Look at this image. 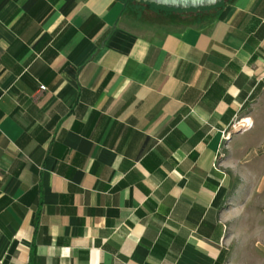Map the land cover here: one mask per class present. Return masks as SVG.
<instances>
[{
  "label": "crops",
  "instance_id": "obj_1",
  "mask_svg": "<svg viewBox=\"0 0 264 264\" xmlns=\"http://www.w3.org/2000/svg\"><path fill=\"white\" fill-rule=\"evenodd\" d=\"M258 159L264 0H0V264H227Z\"/></svg>",
  "mask_w": 264,
  "mask_h": 264
},
{
  "label": "rangeland",
  "instance_id": "obj_2",
  "mask_svg": "<svg viewBox=\"0 0 264 264\" xmlns=\"http://www.w3.org/2000/svg\"><path fill=\"white\" fill-rule=\"evenodd\" d=\"M248 167L256 173L240 184L236 201L240 211L229 223L225 244L227 264H264V159L251 161ZM230 177L234 186L243 180L232 173Z\"/></svg>",
  "mask_w": 264,
  "mask_h": 264
},
{
  "label": "water",
  "instance_id": "obj_3",
  "mask_svg": "<svg viewBox=\"0 0 264 264\" xmlns=\"http://www.w3.org/2000/svg\"><path fill=\"white\" fill-rule=\"evenodd\" d=\"M145 4H154L163 8L174 10H198L214 7L224 0H137Z\"/></svg>",
  "mask_w": 264,
  "mask_h": 264
},
{
  "label": "trees",
  "instance_id": "obj_4",
  "mask_svg": "<svg viewBox=\"0 0 264 264\" xmlns=\"http://www.w3.org/2000/svg\"><path fill=\"white\" fill-rule=\"evenodd\" d=\"M220 4V3H219ZM219 4H217L216 6H218ZM216 6H214V7H216ZM210 8H213V7H209V8H202V9H210Z\"/></svg>",
  "mask_w": 264,
  "mask_h": 264
},
{
  "label": "built area",
  "instance_id": "obj_5",
  "mask_svg": "<svg viewBox=\"0 0 264 264\" xmlns=\"http://www.w3.org/2000/svg\"><path fill=\"white\" fill-rule=\"evenodd\" d=\"M40 89H41V90H45V87H44V86H40Z\"/></svg>",
  "mask_w": 264,
  "mask_h": 264
},
{
  "label": "flooded vegetation",
  "instance_id": "obj_6",
  "mask_svg": "<svg viewBox=\"0 0 264 264\" xmlns=\"http://www.w3.org/2000/svg\"><path fill=\"white\" fill-rule=\"evenodd\" d=\"M131 1V0H130ZM132 1H136V2H139V1H137V0H132Z\"/></svg>",
  "mask_w": 264,
  "mask_h": 264
}]
</instances>
